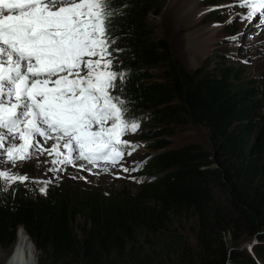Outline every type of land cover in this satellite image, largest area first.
Listing matches in <instances>:
<instances>
[{
  "label": "trees",
  "instance_id": "trees-1",
  "mask_svg": "<svg viewBox=\"0 0 264 264\" xmlns=\"http://www.w3.org/2000/svg\"><path fill=\"white\" fill-rule=\"evenodd\" d=\"M160 2L115 0L125 15L109 29L129 73L114 94L134 101L128 118L148 123L139 140L153 153L133 167L144 183L136 193L72 180L51 182L46 194L10 188L6 203L0 197V249L13 247L21 227L37 264H264V80L246 79L223 55L187 70L155 33ZM187 123L206 129L209 151L171 146ZM184 217L195 246L175 228ZM249 237L251 253L236 248Z\"/></svg>",
  "mask_w": 264,
  "mask_h": 264
},
{
  "label": "snow or ice",
  "instance_id": "snow-or-ice-1",
  "mask_svg": "<svg viewBox=\"0 0 264 264\" xmlns=\"http://www.w3.org/2000/svg\"><path fill=\"white\" fill-rule=\"evenodd\" d=\"M114 3L0 0V159L4 163L15 166L33 154L47 153L52 172L63 165L106 173L115 167L130 171L121 162L138 145L123 137L136 133L140 121L128 118L134 101L114 94L118 84L124 92L129 78L122 70L123 59L113 55L122 50L112 48L115 40L109 29L117 15H125L113 8ZM216 7L223 6L204 11ZM227 7L241 9L235 16L229 13L228 23L237 16L242 21L257 17L264 26V0H237ZM226 39L238 40L239 35ZM49 141L50 148H45ZM29 179L0 169V197L6 203L8 190L17 191ZM31 180L42 183L38 191L46 194L50 181Z\"/></svg>",
  "mask_w": 264,
  "mask_h": 264
},
{
  "label": "rangeland",
  "instance_id": "rangeland-1",
  "mask_svg": "<svg viewBox=\"0 0 264 264\" xmlns=\"http://www.w3.org/2000/svg\"><path fill=\"white\" fill-rule=\"evenodd\" d=\"M236 2L237 0H221L217 2L218 4H212L205 0H161L160 13L153 18L155 33L169 42L173 57L187 70L191 71L204 62L207 67H212L215 63L214 58L218 60L219 55H223L229 57L223 58L226 63L239 65L245 71L246 79L264 80V30H262L264 26L259 24L257 17H254L252 21H242L237 16L232 23H228L231 18L230 12L235 16L241 11L239 7L235 9L227 7ZM209 6L223 7L204 11ZM234 34L239 35L238 40L226 39ZM240 44L244 46L238 47ZM147 125L148 123L142 122L136 133H128L123 137L138 145L131 155L126 154L121 162L124 167L130 169L128 172H124L120 167L111 168L107 173L100 168L87 171L71 165H63L57 171L52 172L49 171L52 167V157L47 153L34 154L27 161L17 162L15 166L11 163H4L0 159V169H10L13 173L26 174L30 179L24 183L30 185L38 194H41L38 191L39 187L44 185L33 183L31 178L41 181L48 180L50 183L72 180L81 187L101 189V191L124 190L136 193L144 182L139 183L138 176L141 174L131 169L142 155L147 152L153 153L144 149L142 141L139 140L140 134L146 131ZM170 139L172 147L196 143L209 151L206 129L200 126L190 123L181 125L175 129ZM46 147L48 148L47 145ZM177 223L175 228L178 231L181 230L189 243L195 246V238L192 234L193 221L186 220L184 217ZM256 243L257 238L255 237L244 238L236 248L251 253ZM248 245L252 247L249 248ZM11 250L12 248L0 249V264L5 263ZM162 264L167 263L162 261Z\"/></svg>",
  "mask_w": 264,
  "mask_h": 264
},
{
  "label": "bare ground",
  "instance_id": "bare-ground-1",
  "mask_svg": "<svg viewBox=\"0 0 264 264\" xmlns=\"http://www.w3.org/2000/svg\"><path fill=\"white\" fill-rule=\"evenodd\" d=\"M51 143V141L47 142L44 147L47 148V145L50 148ZM4 264H37V253L33 243L22 228L17 230L16 240Z\"/></svg>",
  "mask_w": 264,
  "mask_h": 264
},
{
  "label": "water",
  "instance_id": "water-1",
  "mask_svg": "<svg viewBox=\"0 0 264 264\" xmlns=\"http://www.w3.org/2000/svg\"><path fill=\"white\" fill-rule=\"evenodd\" d=\"M21 228V227H20Z\"/></svg>",
  "mask_w": 264,
  "mask_h": 264
}]
</instances>
